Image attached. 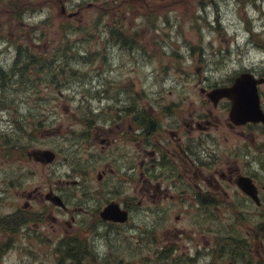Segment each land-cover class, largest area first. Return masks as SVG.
<instances>
[{"label": "rangeland", "instance_id": "obj_1", "mask_svg": "<svg viewBox=\"0 0 264 264\" xmlns=\"http://www.w3.org/2000/svg\"><path fill=\"white\" fill-rule=\"evenodd\" d=\"M197 2L0 0V67L5 74L3 84L0 79L1 217L21 208L31 188L44 190L49 167L37 154L38 158L33 157L32 151L52 149L63 161L61 150L71 141H65L64 133L49 130L69 126L81 114L78 106L85 103L82 100L91 99L90 104L97 105V94H116L119 100L129 101L134 110L143 111L147 106L156 114H161L159 107L167 101L176 100L187 115L194 108L204 107L199 86L205 77L207 81L219 79L239 67L240 57L249 60L242 53L251 47L246 40L264 37L261 0H217L219 5L215 1L214 6ZM220 46L232 52L225 57L219 52ZM20 50L26 56L32 54L35 65L27 61L23 76L14 72L8 80ZM249 54L253 56L250 51ZM21 66L19 61L14 68ZM101 103L106 104L103 98ZM77 148L73 146L72 150ZM67 168L65 163L60 164L58 174H65ZM76 174L73 172L72 178ZM11 179L15 182L8 184ZM45 205L36 199L32 209L43 210ZM21 215L13 216L20 223L15 232L11 230L12 218H1L0 264H55L60 252L54 248L60 241L66 216L51 210L43 214L40 222L32 216L31 231L28 215ZM149 215L145 222L151 226L154 219ZM143 218L141 212L135 220L140 223ZM179 220L170 216L168 224L159 220L156 227L192 226L187 217ZM207 224L215 227L212 220ZM126 229L122 226L117 235H108L101 228L95 240L99 259L83 262L116 264L113 260L120 258L122 264H204L187 259L193 246L187 253L178 249L161 254L149 248L144 252L148 260H140V251L131 244L136 234L131 238ZM211 233L213 241L215 234L213 230ZM109 239L114 249L120 244L113 260ZM148 245L155 247L154 242ZM164 253L168 257L158 259ZM60 263L66 264L64 260Z\"/></svg>", "mask_w": 264, "mask_h": 264}, {"label": "flooded vegetation", "instance_id": "obj_2", "mask_svg": "<svg viewBox=\"0 0 264 264\" xmlns=\"http://www.w3.org/2000/svg\"><path fill=\"white\" fill-rule=\"evenodd\" d=\"M215 1L197 3L214 6ZM246 43L251 44L248 50L253 56L243 50L250 58L240 57V65L232 73L212 81L205 77L199 86L204 107L194 108L187 115L176 100L159 107L161 114L153 113L155 109L147 106L143 111L134 110L129 101L119 100L116 94H97V105L90 104L91 99L82 100L85 103L78 106L81 114L69 126L49 130L64 133L65 141H71L61 150L63 161L52 149L32 151L35 158H41L40 151L49 153V180L44 190L31 188L21 208L5 217L0 215V224L1 218L11 217V227L15 228L20 223L13 216L28 215L32 231V216L38 222L49 210L66 216L60 241L54 248L60 252L55 264H62L61 260L66 264H85V259H99L95 240L100 229L117 235L122 226L131 238L136 234L135 243L131 244L140 251L143 261L148 260L144 252L149 248L161 254L178 249L187 253L193 246V253H187L191 261L264 264V37L250 38ZM220 49L225 57L232 52L221 46ZM240 76L241 87L246 90L240 91L239 115L232 117V99L210 94L232 87ZM73 146L78 148L72 150ZM64 163L68 166L65 174H58V166ZM73 172L78 173L74 178ZM36 199L46 203L43 210L32 209ZM110 205L124 211L125 221L102 217ZM141 212L144 218L138 223L135 217ZM149 214L154 219L151 226L145 222ZM170 216L177 221L187 217L192 226L156 227L157 221L167 222ZM209 220L215 227L206 226ZM198 221L199 227H194ZM110 241L113 260L120 244L114 249ZM10 242L11 239L5 244ZM149 242H154L155 247H149ZM68 245L78 253L77 258H67L61 252ZM167 257L164 253L158 259ZM113 261L122 264L120 258Z\"/></svg>", "mask_w": 264, "mask_h": 264}, {"label": "water", "instance_id": "obj_3", "mask_svg": "<svg viewBox=\"0 0 264 264\" xmlns=\"http://www.w3.org/2000/svg\"><path fill=\"white\" fill-rule=\"evenodd\" d=\"M243 81V77L240 76V77H237L233 86L232 87H229V88H222V89H217V90H214L211 92L210 95H216L217 97H220V96H227L229 98L232 99L233 101V108H232V111H231V115L232 117H235V116H238L239 115V110L237 111V106L241 103L240 102V99L242 97L240 91L242 90H246L243 89L241 87V84ZM41 153V159L44 160V161H49V153H47V151H40L38 152V154ZM109 213H112L111 215ZM102 217H107L108 219H112L114 221H120V222H123L125 221V213L124 211H121L118 207L116 206H108L105 211L102 213Z\"/></svg>", "mask_w": 264, "mask_h": 264}, {"label": "trees", "instance_id": "obj_4", "mask_svg": "<svg viewBox=\"0 0 264 264\" xmlns=\"http://www.w3.org/2000/svg\"><path fill=\"white\" fill-rule=\"evenodd\" d=\"M35 57L32 56V54H29V55H25L24 54V51H17L16 54H15V57H14V60H13V63L14 65H17L18 62H22V66L20 67V69H15L14 68V65H12L9 69L10 71V74L8 75V80H10L11 78H9L14 72H17L18 75H21V77L23 76L24 72H25V65H27V61H28V64H33V66L35 65V63L32 62V59H34ZM23 59H26V60H23ZM0 73H1V77H2V81L3 83L5 82V78H4V73H3V69L0 67ZM7 75V74H6ZM18 75L16 77H18ZM6 77V76H5ZM19 226H15L14 227H11V230H13V232H15L17 229H18ZM64 251V255L67 256V258H70L72 257L73 259L77 258L78 257V253H76V251H74L73 247L69 246L67 247V249L63 250ZM91 256L94 258V255L91 253ZM104 259V258H103ZM93 264V263H91Z\"/></svg>", "mask_w": 264, "mask_h": 264}, {"label": "bare ground", "instance_id": "obj_5", "mask_svg": "<svg viewBox=\"0 0 264 264\" xmlns=\"http://www.w3.org/2000/svg\"><path fill=\"white\" fill-rule=\"evenodd\" d=\"M3 86V85H2Z\"/></svg>", "mask_w": 264, "mask_h": 264}]
</instances>
